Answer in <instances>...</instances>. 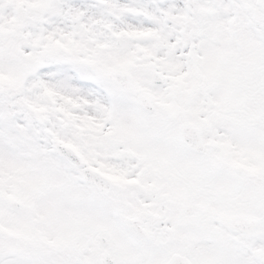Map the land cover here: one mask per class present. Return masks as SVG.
I'll return each instance as SVG.
<instances>
[{
  "label": "snow or ice",
  "instance_id": "6c2138e0",
  "mask_svg": "<svg viewBox=\"0 0 264 264\" xmlns=\"http://www.w3.org/2000/svg\"><path fill=\"white\" fill-rule=\"evenodd\" d=\"M0 264H264V0H0Z\"/></svg>",
  "mask_w": 264,
  "mask_h": 264
}]
</instances>
